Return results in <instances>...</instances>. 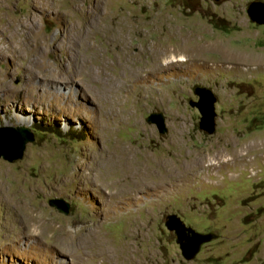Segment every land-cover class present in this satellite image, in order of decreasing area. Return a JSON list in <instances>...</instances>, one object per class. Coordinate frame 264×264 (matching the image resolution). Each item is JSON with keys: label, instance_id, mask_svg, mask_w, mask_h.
Returning <instances> with one entry per match:
<instances>
[{"label": "rangeland", "instance_id": "1", "mask_svg": "<svg viewBox=\"0 0 264 264\" xmlns=\"http://www.w3.org/2000/svg\"><path fill=\"white\" fill-rule=\"evenodd\" d=\"M252 2L264 0H0V127L34 136L22 158L0 157V264H264V24ZM218 43L234 58L191 51ZM164 44L184 60H156L149 49ZM195 87L215 96L211 134L189 105ZM116 145L144 165L135 192L96 176ZM172 213L217 235L191 260L165 226Z\"/></svg>", "mask_w": 264, "mask_h": 264}, {"label": "water", "instance_id": "2", "mask_svg": "<svg viewBox=\"0 0 264 264\" xmlns=\"http://www.w3.org/2000/svg\"><path fill=\"white\" fill-rule=\"evenodd\" d=\"M247 13L249 17L258 24H264V3L252 2ZM198 99L190 100L189 105L197 108L200 113L199 128L208 134L213 133L215 129V96L212 91L206 87H195L193 90ZM146 121L156 126L160 133H166L167 128L164 123V117L160 112L150 113ZM34 139L31 129L25 126L0 127V157L4 160L13 162L23 156L25 146ZM49 205L57 208L60 212L67 214L69 204L63 199L52 198L48 200ZM165 226L169 231L174 232L176 243L180 249L181 255L187 260L195 257L201 245L210 241L217 235L212 232L201 233L188 227L176 214H168L165 219Z\"/></svg>", "mask_w": 264, "mask_h": 264}, {"label": "bare ground", "instance_id": "3", "mask_svg": "<svg viewBox=\"0 0 264 264\" xmlns=\"http://www.w3.org/2000/svg\"><path fill=\"white\" fill-rule=\"evenodd\" d=\"M17 26V25H16ZM15 26V27H16ZM19 30V29H17ZM29 30V29H28ZM24 32V31H23ZM25 34V33H24ZM27 35V34H26ZM22 36V35H21ZM27 37V36H26ZM25 39V38H24ZM199 40V39H198ZM21 41V40H20ZM120 41V40H119ZM204 43V42H202ZM194 44V43H193ZM216 44V43H215ZM224 45V44H223ZM225 47V46H224ZM229 48V47H228ZM186 49V48H185ZM182 47H175L173 50L167 48V46L164 44L162 47H152L151 49H149V51H151V54L154 56V58L157 60L159 58H167L168 56L170 57L172 55L171 58V62L173 61H182L184 60L183 58H177V55L179 53H181ZM212 49L217 50V52L225 57V58H234V56L236 55L232 50H227L226 48L219 46L218 45H213L210 46L209 44H202V45H196L194 46L191 51L193 52V54L195 53L196 55H204V53H206L207 51H210ZM233 49V48H232ZM237 51V50H236ZM216 52V53H217ZM211 53V52H210ZM215 53V52H213ZM127 52H123V56L129 58L127 55ZM202 55V56H203ZM188 56V55H187ZM193 56V55H192ZM200 57V56H199ZM176 58V59H175ZM206 58V56L204 57ZM130 59V58H129ZM159 66V65H158ZM160 67V66H159ZM100 157V156H99ZM141 161H139L137 158H134L133 155V150L130 147H125L122 145H116L113 147H110L109 150H107L99 159L98 164H97V175L100 178H104L105 176H109L112 175L113 177H115V179H113L112 181L114 183H128L130 184V188L131 186H133V191H137V188L139 186V177H141L139 175V170L141 166H144L143 163H140ZM153 164H155V166H153ZM152 167H156L159 165V162H154L152 164H150ZM165 165V164H164ZM148 170V169H147ZM168 172V171H167ZM150 175V173H149ZM94 176V177H96ZM111 177V176H110ZM152 177V176H151ZM149 178V176L147 177ZM99 179V178H98ZM142 179V178H141ZM144 179V178H143ZM147 180V179H146ZM111 181V180H110ZM143 181V180H142ZM141 181V182H142ZM112 183V182H111ZM110 183V185H112ZM113 183V185H114ZM143 184V183H142ZM112 185V186H113ZM109 186V185H108ZM115 186V185H114ZM142 186V185H140ZM140 188V187H139ZM134 191V192H135ZM116 193V192H114ZM112 196V195H111ZM13 201V200H11ZM26 202V201H25ZM13 209H18L21 210L23 208L27 207V203H19L18 200H14L12 202V206ZM29 212V210H28ZM18 213V212H17ZM29 214V213H28ZM33 216L35 217L36 220H39L41 222V220H43V217H41L38 213L34 212ZM33 217V218H34ZM33 222V221H32ZM38 224V222H37ZM39 228V227H38ZM36 229V228H35ZM60 230V229H59ZM83 230L78 229V230H74V237H78L79 235H81ZM62 232L64 234H70L71 232L68 229L62 230ZM90 236V235H89Z\"/></svg>", "mask_w": 264, "mask_h": 264}]
</instances>
